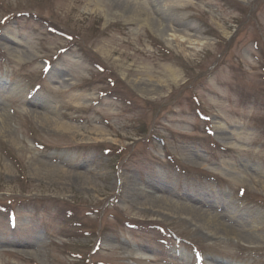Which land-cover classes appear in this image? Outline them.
Listing matches in <instances>:
<instances>
[{
	"label": "rangeland",
	"instance_id": "obj_1",
	"mask_svg": "<svg viewBox=\"0 0 264 264\" xmlns=\"http://www.w3.org/2000/svg\"><path fill=\"white\" fill-rule=\"evenodd\" d=\"M0 264H264V0H0Z\"/></svg>",
	"mask_w": 264,
	"mask_h": 264
},
{
	"label": "bare ground",
	"instance_id": "obj_2",
	"mask_svg": "<svg viewBox=\"0 0 264 264\" xmlns=\"http://www.w3.org/2000/svg\"><path fill=\"white\" fill-rule=\"evenodd\" d=\"M135 3L138 5L139 4L141 5V3H139V2H135ZM143 6H144V8H143L144 12H143V10H140L139 14H136L135 18H133L131 20L137 21V22H148L150 20V18L152 19V16L150 15L148 9H151L152 11H154L153 8H155V4L153 6H150L149 4L144 3ZM163 8H165L164 5H163ZM167 26L170 27L169 24ZM157 31L159 32L158 35L168 45H170L172 43V41H174V42H183L184 41L189 45L188 47H191V48L196 49V50L205 45V42H202V41L193 42L190 39L183 38L181 35H179V33H175V31H173L172 29H170V28L167 29V27L163 26L162 23L159 24V26L157 27ZM166 71H168L169 76L171 78H173V81H174V79L177 78V71L175 69H171L170 67H168L166 69ZM217 129L223 131V128L220 125L217 126ZM224 141H225V139H224ZM149 197L153 201L154 200L158 201V203H162V201L163 202L167 201L166 198L156 197L153 194V192H151V191H150ZM169 203H171V202H169ZM181 209L190 216L199 217L201 219L207 218V219H210L211 221L213 220L214 222L216 220V224L220 225L223 229L226 228V230H227L230 227V228L237 229L240 232L242 231V233H246L245 235L250 240L257 238V234L255 233L257 231L256 227L251 226L249 223L247 224V222H245V220H241L240 223H236L237 221L236 222L230 221L228 218V217H230V213H228L226 210H223V213L219 214L218 212L214 213V211H210V210L205 209V208L203 209V208H199V207H195V206H191V205H186V204Z\"/></svg>",
	"mask_w": 264,
	"mask_h": 264
}]
</instances>
